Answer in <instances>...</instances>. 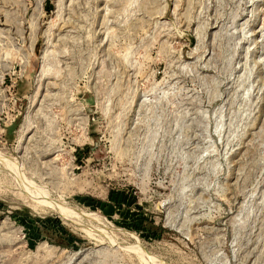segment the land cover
<instances>
[{"label":"rangeland","instance_id":"1","mask_svg":"<svg viewBox=\"0 0 264 264\" xmlns=\"http://www.w3.org/2000/svg\"><path fill=\"white\" fill-rule=\"evenodd\" d=\"M0 264H264V0H0Z\"/></svg>","mask_w":264,"mask_h":264},{"label":"trees","instance_id":"2","mask_svg":"<svg viewBox=\"0 0 264 264\" xmlns=\"http://www.w3.org/2000/svg\"><path fill=\"white\" fill-rule=\"evenodd\" d=\"M160 228V227H159Z\"/></svg>","mask_w":264,"mask_h":264}]
</instances>
